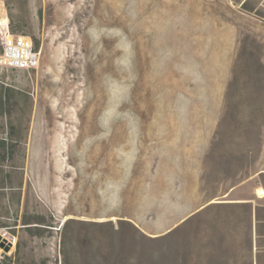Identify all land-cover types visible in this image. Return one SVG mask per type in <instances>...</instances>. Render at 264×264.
Returning a JSON list of instances; mask_svg holds the SVG:
<instances>
[{"label": "rangeland", "instance_id": "1", "mask_svg": "<svg viewBox=\"0 0 264 264\" xmlns=\"http://www.w3.org/2000/svg\"><path fill=\"white\" fill-rule=\"evenodd\" d=\"M0 17L41 53L0 69V259L264 264V0H0Z\"/></svg>", "mask_w": 264, "mask_h": 264}, {"label": "built area", "instance_id": "2", "mask_svg": "<svg viewBox=\"0 0 264 264\" xmlns=\"http://www.w3.org/2000/svg\"><path fill=\"white\" fill-rule=\"evenodd\" d=\"M248 0H241V4ZM41 53L31 37L11 31L9 18L0 17V68L35 70L40 66Z\"/></svg>", "mask_w": 264, "mask_h": 264}, {"label": "trees", "instance_id": "3", "mask_svg": "<svg viewBox=\"0 0 264 264\" xmlns=\"http://www.w3.org/2000/svg\"><path fill=\"white\" fill-rule=\"evenodd\" d=\"M11 31H12V29H11ZM13 33H15V32H13ZM15 34H21V33H15ZM33 41H34L35 48L39 49V40L34 38ZM0 69H2V68H0ZM11 69L12 70H18V69H14V68H11ZM10 92H11V89L7 88V87L0 89V113L1 114L4 113V108L6 107V103L8 101ZM7 139H8V137L6 136V137H3L0 141V143H1L0 148L2 149L3 158L9 157V153H10L9 143L6 142V141H8ZM67 222H68V220H67ZM29 223L30 222H24V225H29ZM8 227H9V225L7 223L0 222V228H8ZM30 227H32V226H30V225L26 226V228H30ZM36 227H40V226H36ZM18 252H19V246H18L15 253H18ZM12 262H13V256L12 255L4 254L3 257L0 259V264H12Z\"/></svg>", "mask_w": 264, "mask_h": 264}, {"label": "crops", "instance_id": "4", "mask_svg": "<svg viewBox=\"0 0 264 264\" xmlns=\"http://www.w3.org/2000/svg\"><path fill=\"white\" fill-rule=\"evenodd\" d=\"M259 33H260V36H261V34H262V45H261V48H260V50H264V27H261L260 29H259ZM262 198H264V197H262ZM245 201H247V202H245V203H251V201H253V199L252 198H250V199H248V200H245ZM249 201V202H248ZM241 203H243V202H241ZM205 204H202V205H200L197 209L199 210V209H201L203 206H204Z\"/></svg>", "mask_w": 264, "mask_h": 264}, {"label": "bare ground", "instance_id": "5", "mask_svg": "<svg viewBox=\"0 0 264 264\" xmlns=\"http://www.w3.org/2000/svg\"><path fill=\"white\" fill-rule=\"evenodd\" d=\"M3 18H4V17H3ZM4 20L7 21V17L4 18ZM258 192H259L258 194H260L261 196H264V188H263V187L259 188V189H258Z\"/></svg>", "mask_w": 264, "mask_h": 264}, {"label": "water", "instance_id": "6", "mask_svg": "<svg viewBox=\"0 0 264 264\" xmlns=\"http://www.w3.org/2000/svg\"><path fill=\"white\" fill-rule=\"evenodd\" d=\"M10 243H12V242H10ZM7 250H9V248H7Z\"/></svg>", "mask_w": 264, "mask_h": 264}]
</instances>
